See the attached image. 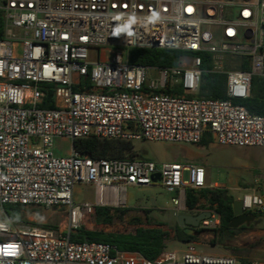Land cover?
Here are the masks:
<instances>
[{"label": "built area", "instance_id": "1", "mask_svg": "<svg viewBox=\"0 0 264 264\" xmlns=\"http://www.w3.org/2000/svg\"><path fill=\"white\" fill-rule=\"evenodd\" d=\"M0 19V264H243L192 244L149 260L72 241L94 207H126L127 187L158 182L182 214L188 190L215 185L199 165L94 158L74 148L58 156L54 144L94 137L198 145L210 136L221 146L264 148V116L241 103L253 78H264V0H0ZM129 49L184 55L176 67H152L130 64ZM204 53L212 56L208 71ZM205 72L227 76L226 99L196 96ZM47 85L53 108L42 107ZM77 184L94 188L93 203L75 202ZM241 200L245 212L264 213L257 191ZM10 204L64 212L68 225L15 221ZM199 212L211 213L200 227L220 225L215 209Z\"/></svg>", "mask_w": 264, "mask_h": 264}, {"label": "rangeland", "instance_id": "2", "mask_svg": "<svg viewBox=\"0 0 264 264\" xmlns=\"http://www.w3.org/2000/svg\"><path fill=\"white\" fill-rule=\"evenodd\" d=\"M133 144L138 159L150 160L158 165L171 162L186 164L196 159L205 167L208 183H217L220 185L216 186L218 188H228L236 200L254 190L264 197V181H261L264 175V148L221 146L215 142L204 146L162 141H135ZM72 149L71 141H55L54 150L58 156H66ZM174 196L158 182L146 187H127L123 193L126 207H108L129 211L126 214L116 212L112 224H93L92 227L101 228L105 232H125L131 229V220L135 217L143 221L151 218L173 225L179 215L183 214L176 213L172 203ZM74 200L78 204L93 203L94 188L77 184L74 187ZM22 220L52 226L54 229H66L68 225L66 214L54 209L25 208ZM245 227L239 228V233H234V237L221 233L219 226L199 227L202 231L196 234L194 241L183 243L171 240L168 249L181 253L192 244L199 253L231 255L247 261V264H264V213Z\"/></svg>", "mask_w": 264, "mask_h": 264}, {"label": "trees", "instance_id": "3", "mask_svg": "<svg viewBox=\"0 0 264 264\" xmlns=\"http://www.w3.org/2000/svg\"><path fill=\"white\" fill-rule=\"evenodd\" d=\"M3 21L0 19L2 31ZM0 31V34H1ZM184 52L170 51L162 49H129L127 61L134 65H147L152 67H176L180 64ZM203 58L202 68L210 70L211 54H201ZM248 69V67H244ZM86 85L90 87L89 82ZM47 97L43 108H53L54 92L51 85H47ZM175 93L183 94L181 87L175 89ZM198 97L210 99L227 98V76L225 74L205 72L201 78ZM251 113L264 116V78L255 76L253 78L251 97L241 102ZM213 142L210 136H205L199 145L204 146ZM75 151L82 154L91 155L94 158L111 159H138L132 142L118 140H101L98 138L77 139L73 142ZM235 196L228 188L207 187L201 190L187 191V207L189 211H202L215 209L220 216L219 231L227 237H234V232L229 228V224L234 218L233 203ZM24 207L10 204L5 206L6 215L15 221L22 220ZM129 209H114L104 206H96L90 214L84 217L82 226L76 233L71 235L74 242H104L116 246L121 251L139 252L149 260H155L165 249L168 248L169 241L177 240L188 243L196 239V235H189L178 222L173 225L148 218L143 221L139 217L131 220V229L125 232H105L97 226L109 225L113 223L115 213L126 214ZM201 212L194 213L198 215ZM252 214V213H251ZM255 218L259 215L253 214ZM36 224V223H30ZM41 225L47 228H54L48 225ZM246 229V227H241ZM202 230L197 229L200 233ZM243 264L247 261L240 260Z\"/></svg>", "mask_w": 264, "mask_h": 264}, {"label": "water", "instance_id": "4", "mask_svg": "<svg viewBox=\"0 0 264 264\" xmlns=\"http://www.w3.org/2000/svg\"><path fill=\"white\" fill-rule=\"evenodd\" d=\"M159 179V175L156 174L155 181ZM264 192V186H263ZM233 212L234 218L229 224V228L234 233H239V228L242 226H249L251 223L255 222V216L248 212H245L243 207V201L241 199H237L233 203ZM211 217L210 212H201L198 215H188L182 214L178 217V224L180 227H183L185 232L189 235H196L197 229L200 227L201 222L205 219H209Z\"/></svg>", "mask_w": 264, "mask_h": 264}, {"label": "crops", "instance_id": "5", "mask_svg": "<svg viewBox=\"0 0 264 264\" xmlns=\"http://www.w3.org/2000/svg\"><path fill=\"white\" fill-rule=\"evenodd\" d=\"M196 156V155H195ZM179 163V162H178ZM183 164V163H182ZM186 164H195V165H199V166H202L204 167L200 162H198L196 159L193 161V162H190V163H186ZM205 168V167H204ZM207 172V171H206ZM261 181H264V175L261 176ZM207 183H208V180H207ZM209 184V183H208ZM215 187L216 186H220L219 184L217 183H214ZM199 212L198 210H194V211H189V212H186V213H183V214H188V215H194V213H197ZM180 216V215H179ZM256 225V224H255Z\"/></svg>", "mask_w": 264, "mask_h": 264}, {"label": "flooded vegetation", "instance_id": "6", "mask_svg": "<svg viewBox=\"0 0 264 264\" xmlns=\"http://www.w3.org/2000/svg\"><path fill=\"white\" fill-rule=\"evenodd\" d=\"M242 227H245V226H242ZM241 229V228H240Z\"/></svg>", "mask_w": 264, "mask_h": 264}]
</instances>
